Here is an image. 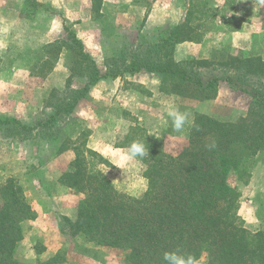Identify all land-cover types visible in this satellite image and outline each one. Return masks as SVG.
Wrapping results in <instances>:
<instances>
[{
    "label": "rangeland",
    "instance_id": "1",
    "mask_svg": "<svg viewBox=\"0 0 264 264\" xmlns=\"http://www.w3.org/2000/svg\"><path fill=\"white\" fill-rule=\"evenodd\" d=\"M139 1L146 4L151 0ZM173 1L178 7L190 9L188 22L182 24V29L190 30L189 36L193 37V41L199 42L204 36L202 32L214 28L209 19L206 22L201 20V15H209L205 6L209 0ZM98 4L99 0H95L92 18L103 28V31L100 29L101 33L99 32L102 37V34L110 35L114 41V50L111 46L107 49H102L96 44L88 46L78 39L82 42L85 53L91 56L102 74L111 71V75L123 72L125 67L120 70H113L112 67L113 63L121 58L125 59V66L130 67H137L139 64L154 67L162 63L165 51L161 40L165 37L167 27L149 30L141 23L119 32L111 21L104 22L101 19L103 16L98 12ZM225 6L220 13L228 17L226 21L229 29L237 28L242 20H250L255 23L257 34L253 35L247 50L221 48L215 52L211 61L207 60L223 63L227 61V54L241 59V62H235L226 68L194 65L192 69L201 73L203 81L211 77L210 74L216 78L230 77L249 91L264 92V68L258 69L252 61L248 66L252 67V72L246 74L247 68L243 65L245 60L249 59H260L264 64V36H261L260 32L264 29V3L261 0H233ZM6 7L14 10H6ZM236 11L239 16L234 18L232 13ZM58 13L48 5L35 4L33 0H0V185L13 178L23 191L33 177H37L39 166L54 158L56 154L71 150L72 161L75 149H82L83 143L87 148V142L91 140L119 147L129 135L130 128H141L157 142L160 141L166 153L176 155L187 145L188 130L195 113L213 117L211 112L216 110V114L223 117L239 116L235 122L229 123H238L247 117L252 100L246 93L241 99L230 100L226 90L218 92L219 90L215 89L206 96H201L171 82L160 83L156 87L155 80L148 75L151 73L144 69L140 71L141 74H122L119 84L113 81L118 77L102 79L110 80L111 85H105L103 88L100 86L94 90L90 87L81 95L73 111L65 114V109L71 106L77 97L73 92L83 89L86 84V79L79 77V74H85L86 70L82 71L85 68L84 64L79 62V52L63 45L61 41L66 39L69 33L77 37L75 27L83 22L81 16L85 17L88 11L84 8L82 12L71 14L67 18ZM198 24L203 25L196 27ZM84 35L85 41L96 39L93 34ZM154 46L158 48L155 49ZM98 55L100 57H97ZM134 60H138V63H134ZM195 61L200 62L202 59ZM220 85L228 86L226 82H221L218 86ZM219 93L223 100L214 106L213 100ZM245 104L247 106L243 111ZM172 110L190 114L189 123L182 132L173 130L168 115ZM13 121L30 127L32 131H11L16 125ZM106 163L110 170L105 176L110 182H122V170L111 166L108 160ZM245 166L243 177L231 173L227 183L239 194L237 213L244 227L256 232L264 228V152L247 160ZM96 169L104 173V169L98 166ZM58 184L59 187L47 185V191L55 193L59 189H66L62 184ZM114 187L132 197L143 192L138 188L129 189L123 184ZM69 192L74 193V196L78 197L77 201L79 200L78 194L71 190ZM32 214L31 212L29 218H32ZM57 225L67 233V237L63 247L56 254H60L69 264H127L124 262V252L89 242L83 235L75 234L73 223L57 217ZM28 241H23L24 244L20 241L15 249L18 261L34 263L50 259L29 258V253L31 256L33 254L32 242ZM36 241L33 242V249L39 253L43 238L40 237ZM200 259L201 264H207L205 257Z\"/></svg>",
    "mask_w": 264,
    "mask_h": 264
},
{
    "label": "trees",
    "instance_id": "2",
    "mask_svg": "<svg viewBox=\"0 0 264 264\" xmlns=\"http://www.w3.org/2000/svg\"><path fill=\"white\" fill-rule=\"evenodd\" d=\"M230 1L233 0H226V4ZM189 33L182 25L167 28L161 40L165 51L162 63L154 67L143 64L130 67L125 66V59L121 58L113 63V70L123 67L126 70L114 75H111L113 71L101 73L74 34L69 33L61 41L79 52V62L85 68L82 71L86 70L85 74H79L86 79V84L73 92L77 97L65 109V114H70L81 95L100 80L120 78L124 73L135 75L142 69L162 76L161 84L171 82L201 96L226 82L229 89L246 93L252 100L247 117L238 123L195 113L192 117L195 126L190 124L187 145L176 155L166 153L161 142L141 128H130L119 147L140 140L149 150V155L143 159L147 165L143 175L148 180V190L138 196L119 192L104 173L96 169L99 163L107 164L106 160L83 143L82 149H75V157L59 179L66 189L79 195L73 229L89 242L121 250L127 264H165L163 253L177 248L199 259L205 257L207 264H264V228L252 232L244 227L237 213L239 194L227 183L231 173L243 177L246 161L264 152V92L249 91L230 77L216 78L210 74L211 77L203 81L201 73L192 69L194 65L226 68L241 62L231 55L226 54L227 61L223 63L175 62L174 46L192 41ZM252 61L258 69L264 68L260 59L245 60L246 74L252 72V67L248 68ZM13 122L16 129L11 128V131H32ZM212 141L216 147L209 150L206 145ZM30 214L21 187L15 179H7L0 185V264H69L60 254L34 263L16 259L15 249L23 237L21 223Z\"/></svg>",
    "mask_w": 264,
    "mask_h": 264
},
{
    "label": "crops",
    "instance_id": "3",
    "mask_svg": "<svg viewBox=\"0 0 264 264\" xmlns=\"http://www.w3.org/2000/svg\"><path fill=\"white\" fill-rule=\"evenodd\" d=\"M37 5H48L56 12L62 13L63 17H68L71 14H77L82 12L85 8L88 14L81 18L83 22L75 27V32L77 34V39H81L86 45L96 44L103 48H109L111 46L112 50L114 41L111 40L110 35L99 34L103 31L100 24L94 22L92 18V13L94 9L95 0H33ZM168 1V2H167ZM139 0H99L98 12L103 17L101 18L104 22H112L117 30L124 31L126 28H132L136 24H141L148 28L149 30H157L159 28H170L180 26L182 24H187L190 9H183L174 5L173 0H151L149 3ZM7 4V2H6ZM226 0H209L206 9L209 15H201L202 21H210V24L214 27L203 33V37L199 42L195 41H182L174 46L173 50V60L175 62H182L186 60H212L215 52L221 48H228L235 50L245 51L251 45L253 35L257 34L255 31V23L250 20H242L237 28L229 29L227 27V16H222L220 11L226 8ZM8 6V4L6 5ZM14 9L6 7V10ZM58 13V14H59ZM81 14V13H80ZM83 14V13H82ZM233 17L237 18L238 12H233ZM60 15V14H59ZM111 17V18H107ZM60 17V16H59ZM87 17V18H86ZM203 24H198L199 27ZM258 25H256L257 27ZM83 29V30H82ZM91 29V31H90ZM101 29V31H100ZM96 30V31H94ZM87 31V32H86ZM238 31V32H237ZM91 32V33H89ZM261 36H264V29L261 31ZM93 34L96 37L95 40L85 41L84 34ZM100 35V36H99ZM104 39V40H100ZM78 39V40H79ZM94 42V43H92ZM95 48V47H94ZM96 57V56H95ZM97 57H100L99 55ZM103 61V58H102ZM141 74V72H139ZM157 83L155 86L158 87L162 76L158 74H148ZM113 81L121 82L120 78L114 79ZM159 81V83H158ZM110 80H102L98 82L95 86L91 87L93 90L97 87H104L105 85H111ZM220 92L226 90L227 97L230 100L241 99L244 95L242 92L234 91L229 89L228 86L220 85L217 88ZM223 97L219 94L216 95L213 100V105H219ZM245 100V99H244ZM248 104V103H247ZM247 104L242 108L245 110ZM213 106V107H214ZM242 112V111H241ZM213 118L224 122H235L239 119V116H229L223 117L216 114V110L211 112ZM106 142L102 141H89L87 142V148L93 150L103 156L102 150ZM73 157L71 150H65L64 152L56 154L54 158L43 162L38 169L37 177H33L32 181L23 189V195L25 202L29 205L31 212L33 213L32 218H29L21 223L23 241L26 239L28 242H32V256L28 255L29 258H41L49 259L53 257L65 243V237L67 233L59 229L57 225V217L67 220L69 223H74L77 213V196L74 193L69 192L68 189H59L57 192H48L47 185L59 187V179L62 174L68 169L70 161ZM49 188V187H48ZM56 219V221H55ZM43 238L41 252H36L33 247L36 243V239ZM34 245V246H33Z\"/></svg>",
    "mask_w": 264,
    "mask_h": 264
},
{
    "label": "clouds",
    "instance_id": "4",
    "mask_svg": "<svg viewBox=\"0 0 264 264\" xmlns=\"http://www.w3.org/2000/svg\"><path fill=\"white\" fill-rule=\"evenodd\" d=\"M261 2L264 3V0H261ZM154 83L156 82L154 81ZM168 115L172 121L173 130L176 132H182L185 125L189 123L190 114L187 112L172 110ZM191 123L195 126L194 119ZM206 147L209 150L215 149V141H212ZM101 154L108 160L111 166L122 170L123 181L114 180L112 181V185L119 186L123 184L133 190L137 188L145 192L148 190V180L142 174L147 170V165L143 163V159L149 155V150L144 142L133 140L126 147H117L113 144L105 143ZM98 167L104 169V175L110 170V167L104 163H99ZM163 261L165 264H201V259L197 258L194 254L185 253L179 248L165 251L163 253Z\"/></svg>",
    "mask_w": 264,
    "mask_h": 264
}]
</instances>
